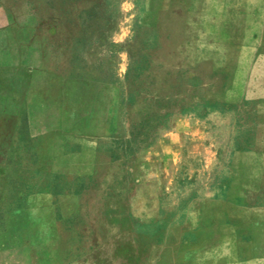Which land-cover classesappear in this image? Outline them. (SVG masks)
<instances>
[{"label":"rangeland","instance_id":"obj_1","mask_svg":"<svg viewBox=\"0 0 264 264\" xmlns=\"http://www.w3.org/2000/svg\"><path fill=\"white\" fill-rule=\"evenodd\" d=\"M9 30L65 85L0 117V264H264V0H0L4 62Z\"/></svg>","mask_w":264,"mask_h":264},{"label":"crops","instance_id":"obj_2","mask_svg":"<svg viewBox=\"0 0 264 264\" xmlns=\"http://www.w3.org/2000/svg\"><path fill=\"white\" fill-rule=\"evenodd\" d=\"M9 33L7 61L0 60V117L20 116L26 110L32 125L40 111L50 115L58 108L65 80L56 71L27 66L19 53L24 43Z\"/></svg>","mask_w":264,"mask_h":264}]
</instances>
